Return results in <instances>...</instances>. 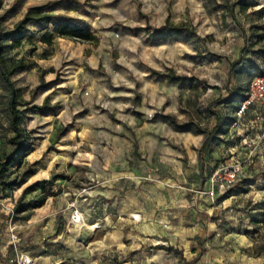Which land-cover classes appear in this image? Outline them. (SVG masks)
Wrapping results in <instances>:
<instances>
[{
	"label": "rangeland",
	"instance_id": "1",
	"mask_svg": "<svg viewBox=\"0 0 264 264\" xmlns=\"http://www.w3.org/2000/svg\"><path fill=\"white\" fill-rule=\"evenodd\" d=\"M3 2L2 28L9 33L30 6L43 0ZM55 2L69 11L72 5L70 14L85 22L98 41L72 40L73 48L57 39L53 46H46L39 41L42 25L28 27L24 35L32 38L24 40L19 49L10 48L15 36L1 41L6 46L7 69L20 59L28 66L11 80L23 90L19 109L32 151L23 161L18 155L8 173L0 176V183L17 184L7 191L0 187V264H19L26 253L30 264H264V138L256 141L257 131L232 128L251 81L264 72V39L259 40L264 34V12L257 13L264 10V0H244L250 6L246 12L240 11L239 0ZM168 22L186 24L195 34L160 41L154 31ZM47 28L53 31L54 25ZM237 61L241 63L232 66ZM170 69L197 79L168 83L165 74ZM83 71L91 85L100 83L108 91H122L128 84L129 89L143 91L152 80L161 81L166 98L163 109L146 114L137 109L143 100L135 97L130 111L124 113L136 123L119 131L124 138L109 144L110 153L125 151L132 170H138L144 154L156 151L149 139L158 122L164 124L157 130L159 138L177 136L183 142L177 148L185 155V171L192 164L188 156L200 147L194 137L207 138L219 121L220 130L200 162H216L215 172L238 162L242 171L236 185L212 202L203 194L207 182L200 181L197 191L203 198L189 196V208L180 203L178 217L166 224L111 229L93 223L99 212L86 199L96 184L91 171L96 145L90 140L82 142L78 133L89 115L81 113L89 101L82 93L79 75ZM146 94L152 92L148 89ZM171 94L178 96L174 99ZM150 96L146 98L148 109L154 102ZM9 102L10 89L0 65L3 160L14 151ZM110 116L119 122L120 115ZM172 119L189 127L180 130ZM100 143L99 152H108L106 141ZM169 144L160 151L174 153V141ZM39 182H47L44 190ZM42 197L47 198L45 205L36 208ZM75 213L82 222H74Z\"/></svg>",
	"mask_w": 264,
	"mask_h": 264
},
{
	"label": "crops",
	"instance_id": "2",
	"mask_svg": "<svg viewBox=\"0 0 264 264\" xmlns=\"http://www.w3.org/2000/svg\"><path fill=\"white\" fill-rule=\"evenodd\" d=\"M35 6H47L48 12L56 16L55 24L57 25L68 24L71 29H84L96 36L85 22L74 18L70 14L73 10L72 5L70 11L62 9L61 3H53V0H43V2L35 3L30 7ZM58 40L62 41L66 47L75 48V43L70 39L60 38ZM79 76L80 81H82V93L84 92V97L89 98L88 103L84 105L85 108H82L81 111V113L89 115H87V119L81 122V129L78 131L81 135L79 139L82 142L90 140L96 145L91 169L92 179L96 184L88 192V198L86 199L99 212L93 219V223H100L111 229H123L121 225L141 229L137 226L140 223L142 225L166 224L173 218L178 217L180 203L186 204L189 196L193 200L203 198V196H198L199 192L197 191V185L203 180L207 182V188L203 192L207 196L205 197L206 200L211 199L214 202L215 196H223L219 192L214 195L209 194L211 191V176L215 172L216 162L211 160L200 162L205 151L200 157L199 150L206 140L202 136L194 137L200 147L198 151H193L188 156L191 158L192 164L190 170L185 171L184 161L182 160L185 155L179 153L177 148V145L183 142L177 136L174 138H159L157 130L164 127L161 122L157 123L154 129L156 132L150 133L149 142H154L156 151L153 153L148 152L142 156L138 170H132L125 151L110 153L109 144L118 138H124L119 134V131L124 132L129 124L136 123L135 120L124 113L126 110L127 112L130 111L132 100L135 97L143 100L141 105L137 107L139 111L147 114L149 110L158 112V110L163 109L166 98L161 93V81L154 82L152 80V84H146L143 91H137L135 88L129 89V87H132L130 84L122 91H108L102 88L100 83L91 85V81L88 79L89 75L85 71L81 72ZM148 89L152 92L151 96L154 99V102L151 103V109L147 108L146 98L150 96L146 94ZM186 93L189 94L190 90ZM177 96V94H171L174 99ZM75 104H78L77 101H75ZM240 104L241 101L238 107ZM167 112H171V110L168 109ZM114 113H116L115 118L120 115V119H117L119 122H115L114 118L110 116ZM150 115L148 114V117ZM145 125L147 126V122H144ZM114 129H117V132L113 133L112 130ZM145 131H147V128H145ZM104 140L108 146V152L102 154L99 152V146L102 145L100 142ZM125 141L129 143L127 136ZM169 141H174L175 146L172 149L174 153L161 152L160 147L170 146ZM181 147L187 151L185 145ZM169 148L171 149V147ZM185 183L188 186H184ZM181 206L182 208H189L188 203L186 205L181 204ZM133 214L139 215L141 220L139 222L134 221ZM24 255L30 256L29 253L21 256Z\"/></svg>",
	"mask_w": 264,
	"mask_h": 264
},
{
	"label": "trees",
	"instance_id": "3",
	"mask_svg": "<svg viewBox=\"0 0 264 264\" xmlns=\"http://www.w3.org/2000/svg\"><path fill=\"white\" fill-rule=\"evenodd\" d=\"M239 6L241 12H246L250 8L248 4L244 2V0H239ZM3 0H0V10L3 8ZM264 12L263 9L257 11L260 15ZM55 15L48 12L47 6H35L30 7L25 13L24 17L18 21L14 25V30L12 32H4L3 23L5 21V16H0V65L2 68V75L7 87L10 89V102H9V112L11 115L10 118V128L14 133V137L10 140V143L14 146V151L11 156L7 159H0V176H4L8 173L11 165L14 163L15 158L19 155V160L23 161L32 151L31 143L28 141L29 136H25L24 131L22 129L23 115L19 107L23 103L22 101V88L17 87L16 84L11 80V76H13L16 72L21 71L28 66H25L23 59L12 62L11 69H7L6 61L3 58V54L6 50V46L1 42L2 39L6 36L12 35L15 36L11 41L10 48L11 49H19L22 42L24 40H30L32 37H26L24 32L28 29V27L32 26H41L40 29V38L39 41L43 45L53 46L56 39H70L80 43H97L98 38L90 31H86L84 29H71L68 24H55ZM263 18V17H261ZM54 25V30H50L47 26ZM44 27V28H43ZM262 29H264V24L262 25ZM155 34L159 36L160 41H167L179 34L191 33L195 34V32L190 29L186 24L182 25H172L170 22L166 23L163 27L156 29ZM264 39V34L259 37V40ZM241 62L237 61L232 64L239 65ZM155 75H158L159 72L153 71ZM166 80L168 83H177L184 84L189 80L197 79L196 77L188 78L187 76L177 74L174 70L170 69L165 74ZM247 97H243L245 100ZM242 100V101H243ZM241 101V102H242ZM172 123L176 128L180 130H184L189 127L188 124L178 125L172 119ZM220 130L219 121H217L216 126L210 131L207 135L205 142L203 143L201 149L199 150V155L201 157L202 153L206 151L209 145L212 143L213 139L216 137ZM205 133V132H200ZM26 137V138H24ZM29 143V144H27ZM17 184H6L1 182L0 187L2 190H12ZM47 185V182H39L38 186L40 189L44 190ZM47 198L42 197V199L38 202L36 208L42 207L45 205Z\"/></svg>",
	"mask_w": 264,
	"mask_h": 264
},
{
	"label": "built area",
	"instance_id": "4",
	"mask_svg": "<svg viewBox=\"0 0 264 264\" xmlns=\"http://www.w3.org/2000/svg\"><path fill=\"white\" fill-rule=\"evenodd\" d=\"M240 127L257 131L256 141L264 138V72L251 81L246 99L236 110L232 128ZM249 157L251 158V156ZM241 171L242 167L238 162L217 170L211 178L209 194L214 195L216 192L222 195L227 194L236 185ZM132 218L136 222L141 220L139 215H132ZM73 219L75 223L80 221L77 213L74 214ZM30 263L31 260L27 256H23L19 260V264Z\"/></svg>",
	"mask_w": 264,
	"mask_h": 264
},
{
	"label": "bare ground",
	"instance_id": "5",
	"mask_svg": "<svg viewBox=\"0 0 264 264\" xmlns=\"http://www.w3.org/2000/svg\"><path fill=\"white\" fill-rule=\"evenodd\" d=\"M77 215H78V214H77ZM78 217H79V220H80L79 223L82 222V217H81L80 215H78ZM29 262H30V261H29Z\"/></svg>",
	"mask_w": 264,
	"mask_h": 264
}]
</instances>
